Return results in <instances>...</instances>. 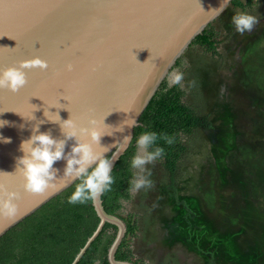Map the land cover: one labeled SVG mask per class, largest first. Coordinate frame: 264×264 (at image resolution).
I'll return each mask as SVG.
<instances>
[{
  "label": "water",
  "instance_id": "obj_1",
  "mask_svg": "<svg viewBox=\"0 0 264 264\" xmlns=\"http://www.w3.org/2000/svg\"><path fill=\"white\" fill-rule=\"evenodd\" d=\"M233 1L214 13L222 0H0V72L34 58L48 64L44 71L23 69L27 83L18 92L0 89V202L5 192L18 194L16 215H0V239L78 181L64 176L67 162L61 159L53 164L49 188L36 194L24 190L17 160L25 155L21 144L33 127L40 124L41 133L64 140L65 155L77 141L90 143L80 128H95L102 136L93 151L114 157L113 170L162 82ZM69 119L77 136L66 139L60 124ZM131 119L133 128L126 125ZM125 136L133 138L121 149L117 143ZM92 205L101 221L71 264L106 223L117 227L108 261H121L116 252L127 232L125 220L105 210L102 196Z\"/></svg>",
  "mask_w": 264,
  "mask_h": 264
},
{
  "label": "rangeland",
  "instance_id": "obj_2",
  "mask_svg": "<svg viewBox=\"0 0 264 264\" xmlns=\"http://www.w3.org/2000/svg\"><path fill=\"white\" fill-rule=\"evenodd\" d=\"M244 11L258 23L239 33L232 17ZM214 26L217 54L195 46L171 71L212 127L182 139L175 190L157 159L146 165L153 187L124 202L139 264H264V0L229 6Z\"/></svg>",
  "mask_w": 264,
  "mask_h": 264
},
{
  "label": "trees",
  "instance_id": "obj_3",
  "mask_svg": "<svg viewBox=\"0 0 264 264\" xmlns=\"http://www.w3.org/2000/svg\"><path fill=\"white\" fill-rule=\"evenodd\" d=\"M253 2L254 0H234L232 6L245 9ZM217 35L214 23L210 24L195 38L189 50L198 46L206 52L217 54ZM184 56L177 61L176 66H184ZM185 95L186 90L181 84L169 86L167 79L162 82L140 118L142 125L136 128L130 147L112 170L114 183L111 190L102 195V200L105 210L122 217L127 225L126 235L116 252L118 260H134L130 242L139 229L138 219L134 214L129 213L126 217L122 215L124 202L132 200V192L128 189L135 172L130 165L132 157L137 154L136 138L144 131H150L158 136L167 135L174 140L172 144H168L164 139H158L154 147L164 149V155L158 160H161L168 172L170 185L175 190L178 162L186 150L182 139L199 129L212 127L209 115H202L189 106L184 101ZM77 183L79 181L0 239V264H71L75 260L101 221L92 201L83 204L68 203ZM116 234L117 227L106 223L77 264H96V261L110 264L108 249ZM134 262L139 264L137 260Z\"/></svg>",
  "mask_w": 264,
  "mask_h": 264
},
{
  "label": "clouds",
  "instance_id": "obj_4",
  "mask_svg": "<svg viewBox=\"0 0 264 264\" xmlns=\"http://www.w3.org/2000/svg\"><path fill=\"white\" fill-rule=\"evenodd\" d=\"M229 3V0H222L221 7L213 10L218 13ZM253 7L258 8L259 5ZM258 23V19L248 12H238L232 17V24L239 33L250 32ZM70 67V66H69ZM40 69L47 70L48 64L39 58H34L20 63L19 67L6 68L0 72V89H7L13 93L18 92L27 83L25 72L23 69ZM183 80V73L173 71L168 75L169 86L180 85ZM45 115V113H44ZM46 117V116H45ZM50 122H56L51 121ZM94 124L95 121H92ZM128 127H135L136 121L130 120L126 124ZM0 125V127H3ZM39 126L32 129V135L21 144V151L25 153L22 158L17 160V165L23 167L17 168L25 179L24 190L29 193H42L51 186L50 182L55 176L53 164L61 159L66 160V168L64 170L65 177H72L78 180L73 193L68 198L69 204L87 203L89 201L98 200L105 192L111 190L114 183L112 173V160L114 157L105 158L102 154L93 151L92 144H99L102 136L95 128L91 130L80 128V134H87L90 143H81L77 141L72 147L71 152L65 155V141L54 139L50 133H41ZM62 132L66 139L77 136L75 124L71 119L63 121L61 125ZM65 128L72 129L65 132ZM123 128L120 129L122 131ZM132 136H125L124 139L117 143L121 149L125 148L132 140ZM2 139V138H0ZM158 139H164L168 144H172L174 140L164 134L160 136L155 132L144 131L135 140L137 154L131 159V168L135 169L132 179L129 181V192H137L140 189H149L153 187V182L148 178L150 171L146 169V165L153 163L155 160L164 155V149L154 147ZM4 143L10 141L4 139ZM116 145V144H115ZM108 151L107 148H105ZM105 151V152H106ZM7 197L0 202V215L12 218L16 215L17 208L13 203L17 199L18 194L15 192H5ZM96 264H100L96 261ZM114 264H127V261H115Z\"/></svg>",
  "mask_w": 264,
  "mask_h": 264
},
{
  "label": "flooded vegetation",
  "instance_id": "obj_5",
  "mask_svg": "<svg viewBox=\"0 0 264 264\" xmlns=\"http://www.w3.org/2000/svg\"><path fill=\"white\" fill-rule=\"evenodd\" d=\"M235 7V6H234ZM248 8V7H247ZM247 8H245L244 10H246ZM185 65V64H184Z\"/></svg>",
  "mask_w": 264,
  "mask_h": 264
}]
</instances>
